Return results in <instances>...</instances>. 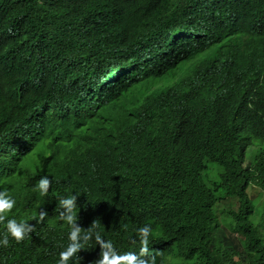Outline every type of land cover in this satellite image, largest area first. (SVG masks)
I'll use <instances>...</instances> for the list:
<instances>
[{"label":"trees","instance_id":"16d2710c","mask_svg":"<svg viewBox=\"0 0 264 264\" xmlns=\"http://www.w3.org/2000/svg\"><path fill=\"white\" fill-rule=\"evenodd\" d=\"M189 48V61L171 54ZM37 151L56 189L28 221L22 162ZM254 186L264 192V0H0V190L33 227L0 246V264H56L59 241L41 230L68 232L58 201L71 194L84 230L98 221L118 252L138 251L149 224L157 264H264ZM99 254L85 244L76 264Z\"/></svg>","mask_w":264,"mask_h":264},{"label":"clouds","instance_id":"9594fccd","mask_svg":"<svg viewBox=\"0 0 264 264\" xmlns=\"http://www.w3.org/2000/svg\"><path fill=\"white\" fill-rule=\"evenodd\" d=\"M187 35L186 33H181L180 36ZM192 50V48H189V50L173 49L171 54L176 58V61L184 58L185 61H189L195 55L191 56V53L186 52H191ZM166 59L170 64L173 62L170 55ZM115 70L114 72H111V69L107 70L99 80L100 85L117 80L123 72H126L122 68ZM160 84L163 83L160 82ZM160 89L166 88L162 87ZM117 97L118 94L114 96V100ZM163 99L160 103H162ZM43 156L35 161L30 158L26 162H22L23 168L29 170V177L32 178V183L34 184L25 202V205L29 209L28 221H36L38 217L39 220L44 219L46 213H39L38 204L40 201L48 198L46 193L49 188L52 191L56 189L55 181L50 179L48 174L38 172L40 168L38 166L44 163L42 161ZM75 201L76 196L72 194L61 197L58 201V208L64 209L63 212H59L58 219L63 221L64 225L67 226L68 232L61 223H56L53 220L45 223L41 230L54 233L56 239L59 241L56 250L58 253L56 264H69L70 259L72 260V264H76V261L79 260V254L85 248V244L90 242H94L100 248L99 258L95 261V264H157L156 256L149 250V245L151 243V237L158 235V232H154L151 225L145 224L136 229V240L139 244L138 251L118 252L113 242L102 236L101 230L98 229V221H93L90 227L84 230V227L80 224V218L77 213L78 208ZM15 203L16 201L10 193L5 190H0V225L3 226V231L0 232V246L6 247L9 244V237L17 243L24 241L33 230V227L28 224L26 219L11 217ZM40 224L42 223L40 222ZM168 259L171 260V257Z\"/></svg>","mask_w":264,"mask_h":264},{"label":"rangeland","instance_id":"374dc122","mask_svg":"<svg viewBox=\"0 0 264 264\" xmlns=\"http://www.w3.org/2000/svg\"><path fill=\"white\" fill-rule=\"evenodd\" d=\"M258 147V150L255 151V148ZM261 147V144L260 142L258 141H255L253 146H250L248 149H247V152H246V161H245V165L247 166L253 159V157L256 155V153L259 151ZM40 158V152L37 151L32 157H31V160H37ZM221 168L217 165V164H208V169L207 171L205 172L204 174V180L206 181V183L208 184V186H211L212 187V184L214 182H218L220 177H219V172H221ZM252 188V191H251V197L252 198H257V197H260L261 196V199L264 198V192L254 186V187H251ZM234 205V204H232ZM227 212V205H224L221 209V213L220 215L225 217V213ZM218 215L219 213L215 212V216H216V219H215V224H218ZM231 219L230 218H226L223 225H225L226 227H229V223H230ZM174 264H180L179 262H174Z\"/></svg>","mask_w":264,"mask_h":264}]
</instances>
